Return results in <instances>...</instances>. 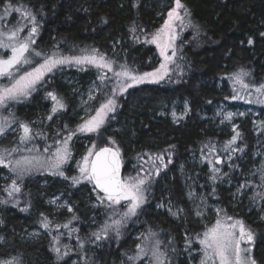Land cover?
Masks as SVG:
<instances>
[{"label": "trees", "instance_id": "obj_1", "mask_svg": "<svg viewBox=\"0 0 264 264\" xmlns=\"http://www.w3.org/2000/svg\"><path fill=\"white\" fill-rule=\"evenodd\" d=\"M156 1L13 0L15 5H24L37 16L39 32L33 47L44 54L31 57L32 63L24 65L22 69L39 66L44 56H82L96 49L113 61L114 67L126 64L136 73L151 71L154 66L147 64L146 60L153 53V47L142 41L141 36L158 27L155 9L148 6V3ZM182 3L191 13V25L186 26L177 38V55L170 66L171 75L159 84L144 83L129 88L123 94L118 93L116 110L109 113L100 131L91 138V143H95L97 149L107 146V141L113 139L115 146L120 149L123 176L128 173L129 165L136 167L141 158L152 157L157 161L156 155L164 156L166 166L160 168L157 176L151 175L145 193L146 202L137 215L124 222L119 236L115 231H110L107 238L103 236L101 228L105 222L110 223L112 209L101 204L90 183L84 180L76 184L72 182V177H77L73 167L82 152L77 141L88 136L77 133L70 142L72 158L62 167L64 176L27 173L22 181L18 180L21 191L12 197L4 191L9 182H3L0 178V200L7 201L0 203V237L4 240L0 242V259L18 257L22 264H131L128 257L134 256L137 245L144 243L142 234L147 235L151 231L157 234L155 239L162 241L161 249L166 251L169 264H187L181 247L201 234L203 228L192 216L176 165L179 162L185 163L189 154H195L203 161L202 167L196 171L186 166L185 170L207 177L205 194L208 202L218 205L222 215L244 222L253 233L251 255L257 264H264V217L259 219L253 206L246 205L242 199L233 202L229 189L220 185L224 175L229 173L228 164L232 165L231 178L239 180L237 170L246 172V166L255 163L253 153L256 147L263 144V139L254 136L250 121L245 119L237 127L241 136L234 145L243 151L225 152V144L235 133L217 134L205 128V123L199 122L195 115L198 109L209 111L212 105L221 101L229 105L249 104L231 99L233 88H239L229 79L233 73L244 70L249 73L246 82L254 85L264 83V35H261L264 33V0H182ZM0 9H3L2 4ZM10 15L12 23L14 19L18 20L17 23L21 22L18 13L12 12ZM22 23L27 24V21ZM249 39L253 41L252 44L248 43ZM112 44H117L121 53H112ZM61 74H75L81 81L95 78L98 93L93 101L94 107L105 103L116 86L115 79L103 83L98 79L101 74L111 78L112 72L87 64H65L45 74L42 80L48 88V92L42 94L45 104L53 102L48 96L52 92L62 99L65 107L51 114L52 119L46 130L38 133L32 131L35 145L41 152V146H47L43 139H48L51 133L55 146L56 141L63 140L69 130H76L75 105L71 98L65 96L64 91L61 92L63 88L57 81ZM218 82L221 90L216 88ZM39 92L31 94L24 101L10 103L8 107L12 110L7 115L9 127L21 123L29 125L28 116L39 101ZM252 98L256 99L254 91ZM174 99L188 100L191 117L187 124L174 126L165 119H157L156 124L150 121V118H155L159 104H168ZM251 104L255 107L262 105L261 112H264V104ZM258 123H261L259 119ZM53 126L57 128L55 132L52 131ZM126 126L131 128L132 140L125 130ZM5 141L3 145L0 144V149L12 148ZM52 148L43 153L51 155L56 147L54 150ZM210 148L215 151L210 152ZM169 154L171 163L167 162ZM261 154L264 156V148ZM217 156L222 160V165L215 164L219 172L213 173L208 169V161ZM259 160L262 161V156ZM160 164L158 160L155 165L159 167ZM4 169L7 168L0 166V176ZM213 175L216 177L214 180L211 178ZM12 176L15 177L13 172ZM43 181L47 184L40 186ZM40 193H69L73 203L72 211L51 210L43 204L42 198H37L36 194ZM87 197L99 203L95 211L97 222L94 224L88 223L84 216L85 209H88ZM164 198L184 210V220L175 221L155 208V204ZM124 211V208L119 209L121 215ZM45 217L49 221L47 230L41 226ZM115 218L119 219L120 216ZM31 228H37L43 233L40 241L21 242L17 235L23 229ZM93 233H100L101 238L97 240ZM56 238L58 243L54 244ZM81 243L83 248L80 247ZM54 246L60 248L61 254H68L57 259V254L52 250ZM136 264H149V257H142Z\"/></svg>", "mask_w": 264, "mask_h": 264}, {"label": "snow or ice", "instance_id": "obj_2", "mask_svg": "<svg viewBox=\"0 0 264 264\" xmlns=\"http://www.w3.org/2000/svg\"><path fill=\"white\" fill-rule=\"evenodd\" d=\"M3 6V15H0V21L4 20L10 13L15 12L20 14L21 22L13 27L0 25V50H5L0 53V78H6L9 82L0 85V107L10 106V102H21L26 99L32 91L35 90L36 85L44 78L45 74L53 71L55 68L65 64L76 65H92L97 69H107L108 72L113 73V77H108L104 74L98 76V79L103 83L106 80L115 79L116 86L112 89V96L107 101L101 104L100 108L96 110V115L86 120L84 123L77 126V129L69 130L63 140L56 141V149L50 156L43 159L39 155L20 156L18 159H11L14 153L20 151H27L31 153L33 149H22L19 145H27L33 139L32 129L28 124L21 123L19 128L21 134L19 137V145L10 149H0V166L8 168L11 172L16 174L18 179H13L11 184L5 187L9 197L21 191L18 180L22 181L25 174L29 173L33 168H46L54 175L64 176L62 170L63 165L67 164L72 158L70 142L77 133H98L105 123L108 114L114 112L117 107L115 95L123 94L129 88L144 84V83H159L169 75V65L174 63V58L177 55L175 41L177 39V26L183 30L184 27L191 25L189 17L191 13L187 7L182 3V0H175V7L167 13V19L164 20L163 25L150 39H146V43L155 44L159 49L162 62L159 68L152 72L136 73L130 69L126 64H120L114 67V62L107 59L103 54H100L96 49H92L90 54L82 56H44V62L39 67L32 71H24L20 74L24 65L32 63L31 57H40L44 55L41 51L36 50L33 45L36 43L35 37L39 32V21L33 11L24 5H15L13 0H0ZM27 21V24L22 23ZM30 25V27H28ZM27 28V35L22 33ZM136 31L135 28L132 29ZM261 35H264L262 33ZM252 44L251 39L248 40ZM170 53V54H169ZM118 67V70H117ZM249 73L240 70L233 73L229 79L234 85H239V88H233L232 100H243L245 103L264 104V83L254 85L246 82L245 78ZM256 94V99L253 100L252 93ZM48 96L53 101L52 113L62 110L65 105L62 100L54 93L49 92ZM90 98H92L90 96ZM227 99V97H226ZM221 113H218L220 115ZM11 115V114H10ZM244 115V113H239ZM175 116V113H173ZM224 119L221 121H231L234 113H223ZM48 119H52L49 115ZM8 126L7 119L0 121V134L5 132ZM67 127V126H65ZM260 128L264 130V122L261 123ZM233 132L235 133L224 146V151L231 153L236 151H243L239 146H235L241 134L237 131L236 125H233ZM114 144V141H109ZM50 146L44 148V152H49ZM94 143L88 153L78 162V170L80 175L72 177L73 184L80 183L82 180L94 186V191L98 190L97 198L101 204L112 209V216L109 217L110 223L105 222L101 228V233L105 238L108 237L110 231H115L119 236L120 229L124 222L136 216L138 210L146 202L147 186L151 182V173L144 175L137 174L136 176L124 177L121 175V153L118 147H101L98 150ZM39 152V149H36ZM210 152L215 151L214 148L209 149ZM155 159L160 160L164 164V156L162 154L156 155ZM229 159L231 155L229 154ZM168 163H171V156L169 154ZM210 164L211 160L208 161ZM154 163V161H153ZM216 164L222 163V160L217 156ZM166 166V165H165ZM160 167H156V174L160 172ZM213 173L219 172L215 166L212 167ZM260 172L261 186H264V162L258 169ZM67 179V177H65ZM216 179L215 175L211 177ZM245 185H241V188ZM99 193H103L100 196ZM256 196L264 199V193L257 192ZM255 198V197H254ZM54 202V201H53ZM0 203H7L6 200H0ZM124 208L122 215L119 209ZM68 211H72L69 207ZM221 211L217 209V220L214 225L207 227L206 230L198 235V243L200 245L199 254L201 259L199 264H257L256 260L251 255L250 247H243L242 245L250 244L253 241V233L248 229L241 220H234L233 217L226 214L221 218ZM199 215V213H197ZM117 215L119 219L115 218ZM44 229L49 228V221L45 217L41 222ZM68 227L67 224L64 225ZM97 240L101 238L100 233H93ZM156 233L149 231L147 235L142 234L144 243L137 245V252L134 256H129L128 260L131 264H136L137 260L142 257H149V264H169L166 251L161 249L162 241L155 239ZM58 243V238L54 240V244ZM83 244L80 247L83 248ZM189 249H191V242L189 241ZM57 254V259H62L67 255V252L61 254L59 247L52 249ZM0 264H22V260L18 257L11 259H0Z\"/></svg>", "mask_w": 264, "mask_h": 264}, {"label": "rangeland", "instance_id": "obj_3", "mask_svg": "<svg viewBox=\"0 0 264 264\" xmlns=\"http://www.w3.org/2000/svg\"><path fill=\"white\" fill-rule=\"evenodd\" d=\"M148 6H152L155 9V15L158 22V27L153 30L150 33L142 34L141 39L145 42L146 39H150L152 34H154L164 23V20L167 19V13L171 8L175 7V0H157L156 2H150L148 3ZM4 9H0V15H3ZM20 17V14H19ZM17 19L13 20V23L11 22V15L9 14L4 20L0 21V25H6L7 27H13L17 25ZM185 27L183 30L180 29L179 25L177 26V38L184 32ZM22 35H27V28L22 33ZM146 43V42H145ZM153 47V53L147 58L146 63L153 65V69L149 72L154 71L155 69L159 68L162 57L160 56L159 49L156 47L155 44L147 43ZM175 47H177V39L175 41ZM112 53L119 54L121 53L120 49L117 47V44H112ZM5 50H0V53H3ZM170 54V53H169ZM44 62V61H43ZM42 64V63H40ZM39 64V65H40ZM171 64L169 65L170 69ZM39 67V66H37ZM36 66L32 67L31 69L23 70L21 69L20 74H22L24 71H32L34 68H37ZM172 71L170 69L169 75H171ZM47 74V73H46ZM168 75V76H169ZM168 76L165 77L168 78ZM44 79V78H43ZM42 79V80H43ZM40 81L37 85L34 91L31 92V94H35V92L40 91L38 94V100L37 104L34 105V109L29 114L28 119L29 120V126H32V131L35 133L41 132L46 130L47 125L50 123V119H48L49 115L52 114V107L53 102H47L45 104L44 97L42 94L44 92H48V88H46L43 85V81ZM164 80L160 81L159 83L163 82ZM57 81L61 85L62 93L64 91L65 96L68 98H71L74 105H75V111H76V119H75V129H77V126L84 123L86 120L90 119L92 116L96 115V110L99 107H94V98L96 94L98 93V83L95 80V78H91L89 81H81L79 77L75 74H61L59 75ZM9 81L6 78H0V85L7 84ZM159 83H152V84H159ZM45 87V88H44ZM217 90H221V84L218 82L216 84ZM40 89V90H39ZM30 94V95H31ZM29 95V96H30ZM28 96V97H29ZM90 96L92 98H90ZM112 95H110L111 97ZM119 95H115L116 101L118 100L117 97ZM61 99V98H60ZM23 99L22 101H24ZM62 100V99H61ZM10 103H17V102H10ZM261 106L255 107L252 106V104H234L229 105L226 102H217L214 105H212L208 110L204 108L198 109V111L195 113L197 119L199 122L205 123V128H210L217 134L227 135L230 133H233V125H236L238 127L241 122L245 119H248L251 123V129L256 137H260L263 139V144L261 146L256 147L254 153H253V159L255 160V163L251 166H246V172H240V170H237L236 176L239 180H233L231 178V172H232V165L228 164L227 169L229 170V173L224 175L222 180L220 181V185L225 187L226 189H229L230 196L233 200V202H237L238 200H244V203L246 205L253 206L254 211L258 214L259 219H262L264 217V199H261L259 196H256L257 192L264 193V186H261L262 182L260 179V172L258 169L261 168L262 162H264V156L261 154V150L264 148V130L260 128V125L262 122H264V112H261ZM12 108L8 107L6 109H3V107H0V121H3L5 119L8 120L7 115L10 113ZM226 112H232L234 113V116L231 121H224L221 122L224 119L223 113ZM173 113H175V116H173ZM218 113H221L218 115ZM239 113H244V115H239ZM110 114H108L109 116ZM191 117V110L190 105L187 99L185 100H178L174 99L170 103H161L157 107V111L155 112V118H150V121L153 123H158L157 119L162 120H168L171 124L174 126H182L187 124L188 119ZM260 120L261 123L257 124V120ZM107 120V119H106ZM105 120V122H106ZM9 125V124H8ZM20 124H15L11 127L7 126L5 129V132L3 134H0V144H4L7 142L9 146L16 147L19 145V137L21 134V129L19 128ZM57 128L55 126L52 127V131L55 132ZM125 130L129 133V138L133 137V134L131 132V128L129 126L125 127ZM82 135H88L84 136L81 139L77 141L78 144L81 146V155L77 157V164L75 167H73V171L76 173L77 177L80 175L78 170V162L82 161V158L88 153V150L92 148L93 144L91 143L92 135L95 133H80ZM53 134L51 133L49 135L48 139H43L45 143L44 146L42 145L41 148H44L50 146L53 147L52 150H54V143L52 141ZM113 139H109V141H112ZM132 140V138L130 139ZM109 141H107V146L116 147L115 144H110ZM2 142V143H1ZM43 142V143H44ZM22 149L24 148H31L33 151L31 153L27 151H20L17 153H14L11 159L15 160L18 159L20 156H29V155H39L42 159L47 155L41 151L37 152V146L35 145V138L33 135V139L27 144V145H19ZM101 148V147H100ZM98 150V149H97ZM55 151V150H54ZM53 151V152H54ZM262 156V161H258V158ZM215 159L213 158L211 161L212 163L209 165L208 169L211 170L213 166H215ZM154 161V163H153ZM156 162L158 160H154L152 157L147 158H141L139 160V163L136 167L133 165H129L128 167V173L124 175V177L127 176H136L137 174L144 175L145 173H151V175L156 174ZM160 163V162H159ZM203 161L196 156L195 154H189L187 156V159L185 163L179 162L176 167L178 168V172L180 174V180L182 183V186L185 189V196L186 200L189 204V207L192 211L193 218L198 222V225H200L203 230L202 233L206 230L207 227H211L215 224L217 220V209H220V207L216 204H211L208 202L207 196L205 194V187L207 186V183L205 179L207 178L205 175H199V173H193L190 171H186V166L190 169H195L196 171H199L202 167ZM222 165V163L219 164V166ZM218 166V165H217ZM160 168H165L164 164H160ZM29 173H52L46 168H33ZM15 177L12 176V172L7 168L4 169L2 175L0 176L1 180L3 182H9V185L11 184L13 179H18L16 174L13 173ZM47 184L46 181H43L40 183V186H44ZM241 185H245V187L241 188ZM245 193H247L245 195ZM37 198L43 199V204L50 208L51 210H57V209H64L67 212L68 208L70 207L73 209V203L72 199L70 198V194H64V193H52V194H36ZM255 197V198H254ZM244 198V199H243ZM54 201V202H53ZM86 202L87 208L85 209L84 216H86V221L90 224H94L97 222V214L95 211L98 209L99 203L97 200L93 199L92 197H87ZM155 208L163 213H166L171 219L175 221L184 220L185 218V212L184 210L174 204L172 201H170L167 198H164L160 201H158L155 204ZM199 213V215L197 214ZM225 215V214H224ZM221 213V218L224 216ZM234 219V218H233ZM238 220V219H234ZM0 219V223H1ZM201 233V234H202ZM18 239L23 242H38L43 236V233L37 229V228H31V229H23L22 233L18 234ZM139 237V234L136 235V238ZM186 237L184 236V239ZM0 242L3 243V238L0 237ZM191 249H189V241L187 243H184V245L181 247V253L184 259L186 260L187 264H199V261L201 259V256L199 254L200 245L198 243V236L191 238ZM90 245L94 246L95 243H91ZM252 242L250 244L242 245L243 247H250L251 248ZM75 264V262L73 263Z\"/></svg>", "mask_w": 264, "mask_h": 264}, {"label": "water", "instance_id": "obj_4", "mask_svg": "<svg viewBox=\"0 0 264 264\" xmlns=\"http://www.w3.org/2000/svg\"><path fill=\"white\" fill-rule=\"evenodd\" d=\"M103 147H106V146H103ZM111 147V146H110ZM122 160V158H121ZM121 175L123 176V162H122V165H121ZM92 185V184H91ZM93 186V185H92ZM94 188V186H93ZM96 193H98V190L95 191ZM100 196H103V193H99Z\"/></svg>", "mask_w": 264, "mask_h": 264}]
</instances>
